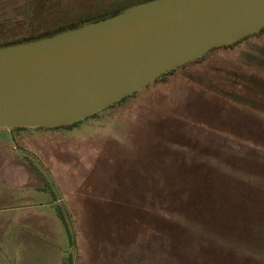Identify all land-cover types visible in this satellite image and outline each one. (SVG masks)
<instances>
[{"label": "rangeland", "instance_id": "obj_1", "mask_svg": "<svg viewBox=\"0 0 264 264\" xmlns=\"http://www.w3.org/2000/svg\"><path fill=\"white\" fill-rule=\"evenodd\" d=\"M121 1L0 0V21L18 19L13 37L40 2L34 30ZM226 70L264 80V34L71 129L0 130V237L35 236L22 226L43 214V264H264V98ZM0 258L28 264L1 243Z\"/></svg>", "mask_w": 264, "mask_h": 264}, {"label": "water", "instance_id": "obj_2", "mask_svg": "<svg viewBox=\"0 0 264 264\" xmlns=\"http://www.w3.org/2000/svg\"><path fill=\"white\" fill-rule=\"evenodd\" d=\"M264 28V0H151L0 47V130L70 126Z\"/></svg>", "mask_w": 264, "mask_h": 264}, {"label": "trees", "instance_id": "obj_3", "mask_svg": "<svg viewBox=\"0 0 264 264\" xmlns=\"http://www.w3.org/2000/svg\"><path fill=\"white\" fill-rule=\"evenodd\" d=\"M147 1H151V0H125V1H121V2L115 3L112 7L108 8L106 11H103L101 13H96V14H92V15L87 14V15H84L81 17H76L75 19H72L73 21H70L67 23H54L52 25L47 24L46 26H43L38 30H34L33 25H34L35 21L38 18H41V16L44 15L43 12H45L43 9L45 2H40L37 4L36 8H34V9L29 8L26 11V13L23 15L24 20L22 19V21H25L28 24V28H27L28 30H25V32H20L18 34H15V36L10 37V36H8V28L7 27L10 24L18 25L20 22L18 21V19H14L13 21H11L9 19L4 20V21H0V47L16 45V44H21V43H25V42H29V41L42 39L45 37H50V36L55 35L57 33L77 28V27H79L83 24H86V23L96 22L99 20H103L105 18L112 17V16L119 14V13L123 12L124 10L130 8L131 6H134V5L139 4V3L147 2ZM263 34H264V28L259 33L246 36L243 39H241V40H239V41H237L231 45L222 46L219 48L212 49L207 54H205L202 58H200L196 61L190 62V63H188L184 66H181L177 69H188L190 67L200 65L212 53H215L217 51L232 50V49L236 48L237 46H239L240 44L246 42L247 40H249L251 38H260ZM177 69H174L168 73L163 74L157 80H155L153 83L147 85L143 89L149 88V87H151L154 84L159 83V82L167 83L169 77L173 76V74L175 73V71ZM222 76H224L223 85H225L229 88L234 87L236 89H239V91H241L247 95L256 97L259 100H262V98H264V80L258 78V76L245 75L242 72H230L227 70ZM210 88H211L212 92L220 91L222 93L223 87H219V85H217L216 87L210 86ZM138 92L120 100L119 102L111 105L109 108L119 106L122 103H124L125 101H127L128 99L135 98ZM230 95H231V93L227 92L226 95H224V96L227 98H230L229 97ZM239 98H240V100H245V99H242V97H239ZM246 100H248V99H246ZM95 116H97V115L95 114L92 117H95ZM76 124L77 123L70 125V126H62V127L52 128V129H48V130L71 129V127H73ZM12 130L20 131V130H25V129L16 128V129H12ZM39 130H43V129H39ZM56 213H57V217L59 218V220L61 221V223L63 224V226L65 228V231H66V234H67V237H68L70 244L75 243L74 242L75 241L74 235L71 233L63 213L58 208H56Z\"/></svg>", "mask_w": 264, "mask_h": 264}, {"label": "crops", "instance_id": "obj_4", "mask_svg": "<svg viewBox=\"0 0 264 264\" xmlns=\"http://www.w3.org/2000/svg\"><path fill=\"white\" fill-rule=\"evenodd\" d=\"M40 216H42L41 222H40ZM22 227H24L25 230H31L33 233H35V236L30 235L28 233L27 234L24 233V235L23 234L20 235L19 233L18 234L13 233L11 234V237L4 238L2 235V237H0V243L5 247H7V251L9 255L13 253V250L18 252L21 251L22 249L23 256H27V258L25 259L27 260L28 264H30L31 261L32 264H43V259H45V255L43 251L45 249L46 243L40 237L42 236L43 238H45L44 215L37 214V217L33 219V221H30V217L26 218V221ZM13 228L14 226L10 229ZM26 249H28V252H25ZM30 257H33V259L32 258L30 259ZM2 260L3 259L0 258V264L3 263Z\"/></svg>", "mask_w": 264, "mask_h": 264}]
</instances>
